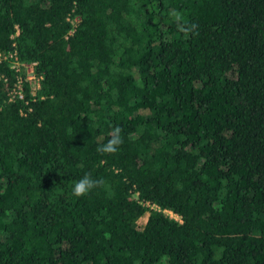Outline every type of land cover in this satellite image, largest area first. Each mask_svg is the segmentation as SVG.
<instances>
[{
  "label": "trees",
  "instance_id": "1",
  "mask_svg": "<svg viewBox=\"0 0 264 264\" xmlns=\"http://www.w3.org/2000/svg\"><path fill=\"white\" fill-rule=\"evenodd\" d=\"M7 50L0 264H264V0H0Z\"/></svg>",
  "mask_w": 264,
  "mask_h": 264
},
{
  "label": "built area",
  "instance_id": "2",
  "mask_svg": "<svg viewBox=\"0 0 264 264\" xmlns=\"http://www.w3.org/2000/svg\"><path fill=\"white\" fill-rule=\"evenodd\" d=\"M74 20L79 21V17H75ZM15 28H16L15 33L11 35L12 37L19 34L18 26L16 25ZM16 55H17L16 50L0 51V63L3 61H10L11 68H13L14 71L17 72L16 82L10 92V98H9L10 100H14L16 96L22 97V93L24 90L23 80H30L34 83L31 89V94L34 95L36 90H38L41 87V80L43 78L42 74H38L36 72L35 62L28 63V62L16 60L15 59ZM21 71H23V73H21ZM166 213L169 216L174 217L175 219L181 221L179 215L174 214L171 211H166Z\"/></svg>",
  "mask_w": 264,
  "mask_h": 264
},
{
  "label": "clouds",
  "instance_id": "3",
  "mask_svg": "<svg viewBox=\"0 0 264 264\" xmlns=\"http://www.w3.org/2000/svg\"><path fill=\"white\" fill-rule=\"evenodd\" d=\"M178 16V14H176ZM180 31L188 33L193 32L197 25H180ZM109 139L107 143H103L98 146L97 151L102 154H115L120 145L123 143L121 138V129L114 127L109 133ZM105 182L102 179H93L91 174L86 173L79 180L73 183L72 194L79 198L87 195L92 189L103 186Z\"/></svg>",
  "mask_w": 264,
  "mask_h": 264
},
{
  "label": "rangeland",
  "instance_id": "4",
  "mask_svg": "<svg viewBox=\"0 0 264 264\" xmlns=\"http://www.w3.org/2000/svg\"><path fill=\"white\" fill-rule=\"evenodd\" d=\"M147 216H148V214L146 213L143 217L140 218V221H139V222H140L141 224H144V222H145Z\"/></svg>",
  "mask_w": 264,
  "mask_h": 264
}]
</instances>
